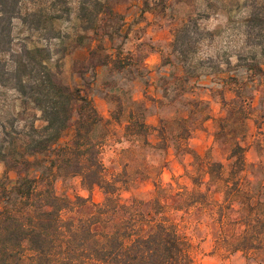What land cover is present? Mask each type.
<instances>
[{
    "label": "trees",
    "instance_id": "obj_1",
    "mask_svg": "<svg viewBox=\"0 0 264 264\" xmlns=\"http://www.w3.org/2000/svg\"><path fill=\"white\" fill-rule=\"evenodd\" d=\"M120 1L76 2L75 19L81 33L75 40L85 46L94 74L107 65L117 71L125 67L120 46L115 44L124 25L116 9ZM150 1L143 0L145 10L150 9ZM25 2L32 6L25 9ZM168 2L154 0L153 4L166 9L173 4ZM240 6L237 0H219L205 8L233 11ZM245 7L249 9L242 48H258L264 55V33L251 41L253 28L264 25V2L250 0ZM72 9L71 0H0V91L15 92L16 100L39 110L44 121L40 127L34 120L18 127L15 117L4 119L1 110L5 105L0 104V161L5 166L0 178V264H194V244L180 230L173 211H182L180 218L184 219L197 214L195 228L213 235L218 252L264 255V184L246 177L245 148L237 139L229 146L226 165L193 154L192 188L156 181L149 199L121 197L119 188L125 179L105 173L100 156L104 138L97 134L103 118L91 97L63 81L59 67L52 66L48 46H28L24 41L15 48L11 37L12 20L19 19L41 39H58L54 24L69 21ZM193 32L201 36L193 38ZM212 36L211 31L199 30L197 18L189 17L175 26L172 51L180 56L188 75L196 69L197 39ZM238 53L233 65L236 74L227 77L233 81L234 97L231 101L221 97L228 113L217 135L227 134L224 128L230 115L244 124L252 105L243 92L255 76H264L254 53L250 57ZM225 64L231 65L229 58ZM111 116L119 120L113 112ZM128 117L126 134L148 133L149 125L138 114L129 111ZM259 118L254 120L258 127L264 122V109ZM71 123L73 135L64 141ZM184 132L182 138L187 139L189 131ZM73 176L79 177L88 192L98 187L102 201L59 195L54 186L57 177Z\"/></svg>",
    "mask_w": 264,
    "mask_h": 264
},
{
    "label": "rangeland",
    "instance_id": "obj_2",
    "mask_svg": "<svg viewBox=\"0 0 264 264\" xmlns=\"http://www.w3.org/2000/svg\"><path fill=\"white\" fill-rule=\"evenodd\" d=\"M151 1L148 10L143 6V0H121L116 5L124 19L122 35L115 40L125 64L122 71L107 65L99 68L96 74L92 72L91 57L85 46L78 45L75 40L81 33L75 19L77 0H71L70 20H59L54 24L60 36L58 39H41L19 19L12 20L11 37L15 48L24 41L28 46H48L52 66L59 67L63 81L79 86L91 97L103 118L97 134L104 138L100 156L105 173L108 177L125 179L119 188L124 200L153 197V182L156 181L166 186L192 188L193 154L206 155L208 159L226 165L229 146L235 139L245 148L246 177L264 184V122L260 127L254 122L256 118L261 121L259 113L264 109V76H255L243 92L252 105L244 124L235 121L236 115H230L224 128L227 134L217 135L220 121L228 113L221 97L227 101L234 97L233 81L227 77L236 74L237 68L233 65L237 62L238 52L248 57L254 53L264 68V55L259 54L258 48H242L247 30L244 19L249 9L245 5L250 0H237L241 6L233 11L205 8L207 3L215 5L219 0H169L168 3L173 4L166 9ZM31 6L29 2L23 5L25 9ZM204 11L207 16L203 15ZM189 17L197 18L199 30L213 33L212 38L197 39L194 45L197 61L192 76L182 67L180 56L171 47L175 26ZM252 33L251 41L258 33H264V25L260 29L253 28ZM191 35L193 38L201 36L199 32ZM228 58L229 67L225 64ZM186 78L188 80L184 81ZM16 97L12 90L1 89L4 119L15 117L18 127L30 120H34L37 127L42 126L44 121L40 111L30 104L23 105ZM9 104H13V108ZM129 111L138 114L149 125L145 136L126 134L124 125L129 120ZM111 112L119 120L113 118ZM185 130L189 131L187 139L182 138ZM73 132L71 123L63 140L69 141ZM4 171V163L0 161V178ZM54 186L59 195L90 196L95 202L103 199L98 187L88 192L80 185L79 177H57ZM163 200L173 202L168 198ZM181 215L182 211L172 212L180 230L194 244V264H264V255L257 251L251 256L240 251H216L213 235L195 228L197 214L189 219L180 218Z\"/></svg>",
    "mask_w": 264,
    "mask_h": 264
}]
</instances>
